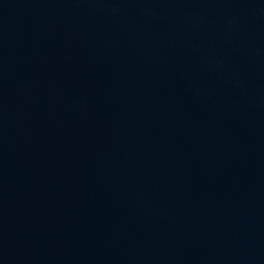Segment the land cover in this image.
<instances>
[{
	"label": "water",
	"instance_id": "95a60500",
	"mask_svg": "<svg viewBox=\"0 0 264 264\" xmlns=\"http://www.w3.org/2000/svg\"><path fill=\"white\" fill-rule=\"evenodd\" d=\"M0 264H264V0H0Z\"/></svg>",
	"mask_w": 264,
	"mask_h": 264
}]
</instances>
